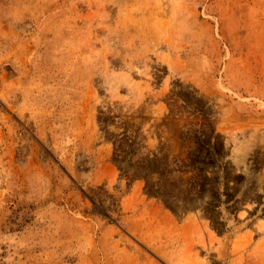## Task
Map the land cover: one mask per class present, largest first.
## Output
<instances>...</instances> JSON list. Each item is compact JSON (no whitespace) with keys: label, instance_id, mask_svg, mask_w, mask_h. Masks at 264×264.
<instances>
[{"label":"rangeland","instance_id":"obj_1","mask_svg":"<svg viewBox=\"0 0 264 264\" xmlns=\"http://www.w3.org/2000/svg\"><path fill=\"white\" fill-rule=\"evenodd\" d=\"M0 264H264V0H0Z\"/></svg>","mask_w":264,"mask_h":264}]
</instances>
